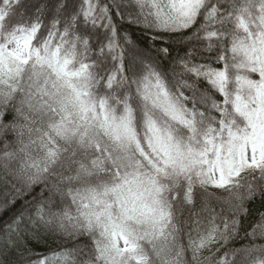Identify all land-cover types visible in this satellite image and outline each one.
Segmentation results:
<instances>
[{
	"label": "snow or ice",
	"instance_id": "obj_1",
	"mask_svg": "<svg viewBox=\"0 0 264 264\" xmlns=\"http://www.w3.org/2000/svg\"><path fill=\"white\" fill-rule=\"evenodd\" d=\"M256 201L264 0H0V264H264Z\"/></svg>",
	"mask_w": 264,
	"mask_h": 264
},
{
	"label": "trees",
	"instance_id": "obj_2",
	"mask_svg": "<svg viewBox=\"0 0 264 264\" xmlns=\"http://www.w3.org/2000/svg\"><path fill=\"white\" fill-rule=\"evenodd\" d=\"M250 209H252L253 211L264 210V209H261L259 201H256L254 204L250 205ZM221 254H223V253H221Z\"/></svg>",
	"mask_w": 264,
	"mask_h": 264
}]
</instances>
